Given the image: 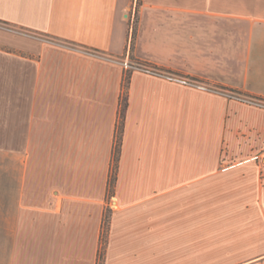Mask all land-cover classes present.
<instances>
[{
    "label": "crops",
    "instance_id": "1",
    "mask_svg": "<svg viewBox=\"0 0 264 264\" xmlns=\"http://www.w3.org/2000/svg\"><path fill=\"white\" fill-rule=\"evenodd\" d=\"M0 23V264H264V109L217 91L264 100V0H0Z\"/></svg>",
    "mask_w": 264,
    "mask_h": 264
},
{
    "label": "built area",
    "instance_id": "2",
    "mask_svg": "<svg viewBox=\"0 0 264 264\" xmlns=\"http://www.w3.org/2000/svg\"><path fill=\"white\" fill-rule=\"evenodd\" d=\"M135 4H136V0H135ZM135 8H136V5L134 6V11H135ZM92 54H96V52H90ZM122 65L124 66V68L126 70H130V69H141V70H144V71H147V72H152L151 69L147 68V67H144V66H141L139 64H136V63H131L129 60H124L122 62ZM170 79H173V80H178L180 82H183V83H188V84H193V85H197L196 83L188 80V79H177V78H174L173 76H168ZM223 93L227 94L229 97L231 98H234L242 103H245L247 105H250V106H254V107H257V108H260V109H264V100L260 99V98H255V97H250V96H244V95H241V94H236V93H231V92H227V91H224Z\"/></svg>",
    "mask_w": 264,
    "mask_h": 264
},
{
    "label": "trees",
    "instance_id": "3",
    "mask_svg": "<svg viewBox=\"0 0 264 264\" xmlns=\"http://www.w3.org/2000/svg\"><path fill=\"white\" fill-rule=\"evenodd\" d=\"M134 33L135 32H134V29H133V35H134ZM89 52H91V51H89ZM139 65L151 69L153 73H162V72L158 71V69L155 68V67H151V66H148L146 64H141V63ZM187 79L192 81V82H194V83H196V84H198V85L201 83L197 79H193V78H187ZM217 91L224 92L225 88H219V89H217ZM255 98H257V97H255ZM123 107H124V105L122 106V108H121V110L119 112V120H118L117 133H116L115 145H114V150H113V159H112V165H111V172H110L109 181H108V192H109V194H112L114 181H115V167H116V162H117V158H118V154H119V145H120V140H121L122 115H123L122 114V110H123Z\"/></svg>",
    "mask_w": 264,
    "mask_h": 264
},
{
    "label": "rangeland",
    "instance_id": "4",
    "mask_svg": "<svg viewBox=\"0 0 264 264\" xmlns=\"http://www.w3.org/2000/svg\"><path fill=\"white\" fill-rule=\"evenodd\" d=\"M0 28L13 30L10 26H7V25L2 24V23H0ZM14 31H17V30L14 29Z\"/></svg>",
    "mask_w": 264,
    "mask_h": 264
}]
</instances>
